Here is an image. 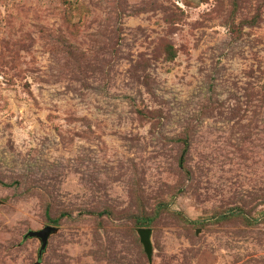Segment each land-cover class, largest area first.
<instances>
[{
    "label": "rangeland",
    "instance_id": "obj_1",
    "mask_svg": "<svg viewBox=\"0 0 264 264\" xmlns=\"http://www.w3.org/2000/svg\"><path fill=\"white\" fill-rule=\"evenodd\" d=\"M263 82L264 0H0V264H264Z\"/></svg>",
    "mask_w": 264,
    "mask_h": 264
},
{
    "label": "trees",
    "instance_id": "obj_2",
    "mask_svg": "<svg viewBox=\"0 0 264 264\" xmlns=\"http://www.w3.org/2000/svg\"><path fill=\"white\" fill-rule=\"evenodd\" d=\"M164 51L166 53L167 59L171 60L175 57L176 55V50L174 49L173 45L171 43H167V45L164 47ZM262 90L264 92V82L262 85ZM177 141L182 143V151L179 155V164L181 167H185L187 163V154L189 152V147H190V141H189V136L185 137H178ZM0 183H4L2 180H0ZM264 199V198H263ZM156 207L154 212L152 214H149L147 211L146 212H141V214H133L132 219L134 222V226L136 227H145V228H150L151 223L158 217L159 213L163 211H167L169 209L168 202L167 201H158L156 204ZM236 210H232L229 215L226 216V218H229L230 216H234L237 214L243 215L245 219H247L248 222L251 223V220H254L251 218V216L245 215V213L241 210V208H236ZM107 211V210H106ZM46 212H49V206L46 208ZM99 215H102V212H96ZM108 214H111V212H108ZM61 220V217H56V218H50L49 222L52 224H59ZM54 226V225H53Z\"/></svg>",
    "mask_w": 264,
    "mask_h": 264
},
{
    "label": "water",
    "instance_id": "obj_3",
    "mask_svg": "<svg viewBox=\"0 0 264 264\" xmlns=\"http://www.w3.org/2000/svg\"><path fill=\"white\" fill-rule=\"evenodd\" d=\"M58 231L57 226L45 225L39 230H30L25 235L26 237H36L40 241L39 255L45 250L49 237ZM137 234L139 236V241L142 244L143 251L146 254L149 264L152 263V253H153V244H152V229L141 227L137 229Z\"/></svg>",
    "mask_w": 264,
    "mask_h": 264
}]
</instances>
